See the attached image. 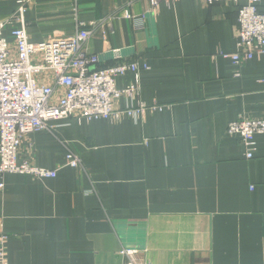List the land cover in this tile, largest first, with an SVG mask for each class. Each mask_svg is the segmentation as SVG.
<instances>
[{"label": "crops", "instance_id": "1", "mask_svg": "<svg viewBox=\"0 0 264 264\" xmlns=\"http://www.w3.org/2000/svg\"><path fill=\"white\" fill-rule=\"evenodd\" d=\"M18 4L0 0V20ZM124 7L141 16L149 1L31 0L27 31L33 42L69 37L77 20L98 22ZM238 16L239 4L228 1L169 0L142 29L121 18L113 32L96 31L88 49L99 68L149 66L139 97L114 106L162 108L142 119H58L23 139L20 161L58 171L0 177L8 264H127L123 248L152 264H264V134L248 159L240 137L227 133L241 115L264 118V55L240 65L222 56L238 51ZM133 81L127 72L117 85ZM68 149L82 167L68 165Z\"/></svg>", "mask_w": 264, "mask_h": 264}, {"label": "built area", "instance_id": "2", "mask_svg": "<svg viewBox=\"0 0 264 264\" xmlns=\"http://www.w3.org/2000/svg\"><path fill=\"white\" fill-rule=\"evenodd\" d=\"M31 0H19L15 12L0 20V177L14 173L30 175L38 179L56 177L57 169H48L19 160L23 139L35 131L47 128L58 119L77 117L92 121L125 117L142 119L147 111L162 106L148 105L142 101L134 107L117 109L114 105L121 98H137L140 94L142 69H148L135 61H121L107 68H99V56L88 49V42L99 29L103 35L113 32L114 19L134 21L137 29L145 27L146 16L155 15L159 5L169 0H148L149 9L141 16L134 15L128 7L98 22L77 20V31L69 37L48 39L41 42L30 40L25 13ZM228 1L239 4L237 46L235 53H222L235 64L264 55V11L261 0H206L208 5ZM12 27L9 41L4 31ZM106 28L108 32H106ZM108 37V34H107ZM52 74L45 82L46 73ZM127 72L134 81L126 87L117 85V78ZM235 76H240L236 72ZM227 133L238 136L246 149L248 159L256 149V137L264 134V118L241 115L227 126ZM68 165L82 167L81 157L72 149L67 153ZM4 183L0 181V189ZM8 236H0V264H8ZM128 258L127 264H152L141 256L140 251L121 250Z\"/></svg>", "mask_w": 264, "mask_h": 264}]
</instances>
